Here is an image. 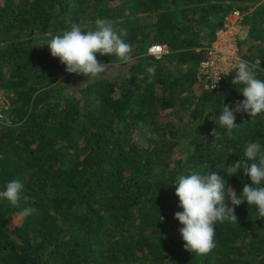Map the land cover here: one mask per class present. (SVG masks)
I'll return each mask as SVG.
<instances>
[{
	"label": "trees",
	"instance_id": "obj_1",
	"mask_svg": "<svg viewBox=\"0 0 264 264\" xmlns=\"http://www.w3.org/2000/svg\"><path fill=\"white\" fill-rule=\"evenodd\" d=\"M235 9L239 53L260 61L264 80V0H0V89L13 94L0 122V191L19 179L26 197L18 207L0 198V264H264V218L246 201L238 223L215 225L206 255L185 250L174 218L178 175H226L248 144L264 147V114L219 125L222 105L244 100L236 70L215 89L200 74ZM97 18L127 29L134 62L97 54L114 69L85 84L51 56L46 33L94 29ZM153 44L168 53L149 54ZM224 178L238 196L251 185L243 171ZM26 207L35 212L15 223Z\"/></svg>",
	"mask_w": 264,
	"mask_h": 264
},
{
	"label": "clouds",
	"instance_id": "obj_2",
	"mask_svg": "<svg viewBox=\"0 0 264 264\" xmlns=\"http://www.w3.org/2000/svg\"><path fill=\"white\" fill-rule=\"evenodd\" d=\"M127 29L114 27L111 20L97 18L94 29L83 31L78 24H72L70 30L53 35L49 30L45 45L53 58H58L65 65L69 74L87 77V83L95 82L102 73L107 72L109 64L97 59L101 56H115L124 63L134 62L131 55L133 48L122 36ZM151 47V46H150ZM260 61L250 64L247 60L237 58L233 67L236 75L233 85H241L239 91L244 100L236 102V106L222 105L219 115V125L231 131L237 127L235 113L246 112L251 117L264 114V80L255 75ZM146 71L155 75V66ZM219 82V75L216 77ZM217 86H214L215 89ZM214 130L212 135H216ZM246 160H238L231 166H226V175L211 172L202 175L196 171L181 174L177 177L175 195L179 199L182 212L175 213V219L182 225L180 235L184 241L185 250L199 255L210 253L215 247V225L224 222L238 223L235 207L247 202L255 206L258 215L264 218V147L256 141L246 146ZM251 161L252 163H249ZM243 171L251 185L245 184L238 196L234 189L227 185L225 176L231 178ZM24 191V185L19 179H13L6 185V190L0 191V198L6 199L12 207H18ZM226 198L232 207L226 204ZM35 212L34 208L26 207L19 213L28 217Z\"/></svg>",
	"mask_w": 264,
	"mask_h": 264
},
{
	"label": "built area",
	"instance_id": "obj_3",
	"mask_svg": "<svg viewBox=\"0 0 264 264\" xmlns=\"http://www.w3.org/2000/svg\"><path fill=\"white\" fill-rule=\"evenodd\" d=\"M230 14L236 17L235 20L226 18L223 27L217 31L216 40L207 46L205 58L201 62L200 74L205 78L206 88L217 86L216 77L219 75L220 82L235 70L233 65L236 59H243L238 48V37L242 29V13L235 9ZM166 53H168V49L162 44H153L149 48V54L157 57H161ZM8 108L9 106L0 93V122L7 120L6 110Z\"/></svg>",
	"mask_w": 264,
	"mask_h": 264
},
{
	"label": "rangeland",
	"instance_id": "obj_4",
	"mask_svg": "<svg viewBox=\"0 0 264 264\" xmlns=\"http://www.w3.org/2000/svg\"><path fill=\"white\" fill-rule=\"evenodd\" d=\"M235 16L234 15H231V14H229L228 15V19L229 20H235ZM239 35H241L242 36V38H244L245 36H246V31H244L243 29H241L240 30V34ZM226 66H227V64H226ZM114 69V67H112V68H109L108 67V72H112V70ZM0 93H1V97L6 101V103H7V105L9 106V108H10V106H11V98H12V96H13V94L12 93H10L9 95H8V93H6L4 90H2V89H0ZM9 108L6 110V113L8 114V111H9ZM7 118V117H6ZM173 120H176L177 122H178V118H179V115L178 114H176V113H174V116H173ZM186 123H188L189 122V124H190V121H189V119L188 118H186L185 120H184ZM13 221L15 222V223H17V224H21L22 222H23V217H21L20 215H16V216H14V218H13Z\"/></svg>",
	"mask_w": 264,
	"mask_h": 264
}]
</instances>
